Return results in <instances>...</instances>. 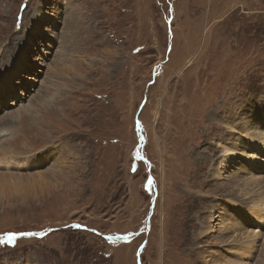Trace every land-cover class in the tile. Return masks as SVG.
<instances>
[{"label": "rangeland", "instance_id": "1", "mask_svg": "<svg viewBox=\"0 0 264 264\" xmlns=\"http://www.w3.org/2000/svg\"><path fill=\"white\" fill-rule=\"evenodd\" d=\"M0 160V264H264V0H0Z\"/></svg>", "mask_w": 264, "mask_h": 264}, {"label": "bare ground", "instance_id": "2", "mask_svg": "<svg viewBox=\"0 0 264 264\" xmlns=\"http://www.w3.org/2000/svg\"><path fill=\"white\" fill-rule=\"evenodd\" d=\"M23 60L21 59V62H22ZM262 129H263V127H262ZM257 145H259L260 143L259 142H257L256 143ZM4 152H8V150H2V153H3V155H4ZM9 153V152H8ZM7 154H5V156H6ZM258 158H260V159H258ZM5 159H9V157H5ZM247 160H249V161H251V163H253L254 162V160H256V161H259V162H261L262 160H261V157H258V155H256V154H252L251 156H249L248 157V159ZM1 161V160H0ZM3 161V160H2ZM13 160H11V162H12ZM6 162V161H5ZM8 162V161H7ZM5 163V164H0V165H2V166H5V167H9L10 165L8 164V163ZM10 162V163H11ZM12 169H16V167H12ZM258 215V218L260 219V218H264V210H263V208H261L260 209V211H259V213L257 214Z\"/></svg>", "mask_w": 264, "mask_h": 264}, {"label": "snow or ice", "instance_id": "3", "mask_svg": "<svg viewBox=\"0 0 264 264\" xmlns=\"http://www.w3.org/2000/svg\"><path fill=\"white\" fill-rule=\"evenodd\" d=\"M13 239H14V235H9V236H7L6 242L10 243Z\"/></svg>", "mask_w": 264, "mask_h": 264}]
</instances>
